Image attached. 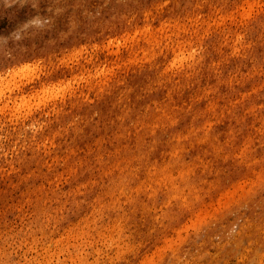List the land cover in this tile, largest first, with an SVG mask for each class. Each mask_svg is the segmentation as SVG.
Listing matches in <instances>:
<instances>
[{
  "label": "rangeland",
  "instance_id": "1",
  "mask_svg": "<svg viewBox=\"0 0 264 264\" xmlns=\"http://www.w3.org/2000/svg\"><path fill=\"white\" fill-rule=\"evenodd\" d=\"M0 264H264V0H0Z\"/></svg>",
  "mask_w": 264,
  "mask_h": 264
}]
</instances>
